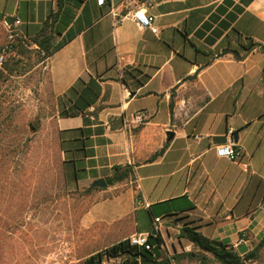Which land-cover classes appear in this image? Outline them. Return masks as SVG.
Returning a JSON list of instances; mask_svg holds the SVG:
<instances>
[{"label": "crops", "instance_id": "0c3cea01", "mask_svg": "<svg viewBox=\"0 0 264 264\" xmlns=\"http://www.w3.org/2000/svg\"><path fill=\"white\" fill-rule=\"evenodd\" d=\"M231 1L83 0L82 30L46 61L66 184L94 188L99 200L82 225L105 224L111 244L153 230L167 241L170 229L189 226L244 255L264 235V53L238 60L224 52L243 55L247 38L264 45V0ZM236 5L243 10L222 30L220 7ZM57 8V0H0V13L22 21L24 39ZM137 8L153 17L152 28L131 19ZM77 107L76 116L64 114ZM139 111L149 115L143 123ZM230 129L240 163L216 154ZM118 165L131 176L92 187Z\"/></svg>", "mask_w": 264, "mask_h": 264}, {"label": "rangeland", "instance_id": "374dc122", "mask_svg": "<svg viewBox=\"0 0 264 264\" xmlns=\"http://www.w3.org/2000/svg\"><path fill=\"white\" fill-rule=\"evenodd\" d=\"M4 41L0 25V47ZM27 49L23 56L7 58L12 73L0 66V264H83L110 246V230L101 223L82 225L84 213L99 197L64 183L47 59L41 60L36 46ZM180 231L170 229L166 257L196 251L189 241L179 240ZM247 264H264V246Z\"/></svg>", "mask_w": 264, "mask_h": 264}, {"label": "trees", "instance_id": "16d2710c", "mask_svg": "<svg viewBox=\"0 0 264 264\" xmlns=\"http://www.w3.org/2000/svg\"><path fill=\"white\" fill-rule=\"evenodd\" d=\"M251 0H242L244 5L248 4ZM83 0H57V10L51 12L47 19L44 21L41 30L38 34L31 39L19 38L16 44L15 55L23 56L28 52L27 45H34L37 47L39 54L43 53L41 57L42 61L48 59L53 53L62 48L67 42L73 39L76 34L82 30L83 21L81 17H76V10L81 6ZM226 6H231V0H224ZM226 7L221 6L219 13L226 14L225 19L221 22V29L227 30L231 22L234 20L236 15L243 10V7L236 5L234 11L227 12ZM84 23L89 24V20L85 19ZM210 24L206 23L204 29H208ZM222 30L214 31L216 37L222 34ZM198 35H203V29L197 31ZM60 37L59 41L55 39ZM6 38V35H5ZM248 44H242L241 47L244 50V54L236 50L226 49L224 52H232L236 59L241 60L245 55L251 52L253 49L258 48L264 53V45L259 44L252 39H248ZM4 44V43H3ZM0 47V51L3 47ZM12 60L8 59L4 62L2 69L10 73L13 72L11 66ZM17 64V61L14 62ZM75 90V87L72 89ZM88 102L87 104H91ZM82 108H78L72 112H65L67 116H76L82 111ZM60 150L62 147L60 144ZM64 161L62 159V171L64 183L66 184L64 174ZM132 174V169L125 165H118L114 168V173L106 178L108 186L114 185L115 183L122 182L129 178ZM94 188L86 189L84 194H91ZM87 212V211H86ZM85 212V213H86ZM185 239L189 241L195 250L192 251H174L171 257L164 255L165 239L161 232H156L155 235L152 232L148 235L150 244L154 245V252L145 250L144 248L131 245L129 238L110 244L103 250H99L95 253L90 254L83 261V264H103L105 260L119 258L118 264H172L178 263L183 260L195 261L199 264H247L248 261H253L257 258L258 251L264 246V235L262 239L256 244V246L244 255L237 253L233 247L224 244L222 242L213 241L201 233L196 231L194 228L189 226H183L179 234V240ZM214 242L220 243L221 246L214 245ZM206 254H210L215 262H211ZM217 262V263H216Z\"/></svg>", "mask_w": 264, "mask_h": 264}, {"label": "built area", "instance_id": "2783aa9c", "mask_svg": "<svg viewBox=\"0 0 264 264\" xmlns=\"http://www.w3.org/2000/svg\"><path fill=\"white\" fill-rule=\"evenodd\" d=\"M99 6H106L108 0H96ZM150 2V1H149ZM117 16L116 14H114ZM131 19L141 28H152L153 17L147 13L144 8H137L133 11ZM117 23L120 19L117 18ZM0 25L5 31V41L0 51V66L4 64L8 57L15 55L16 44L19 38H23L20 32L22 21L15 15L0 13ZM149 118V115L144 111H139L135 115V119L143 123ZM226 143L216 147V154L219 158H226L232 162L240 163L244 157V152L233 137V131L230 129L227 133ZM140 204V199L137 200ZM160 220L156 219L155 224L159 225ZM247 240V234L242 231L239 242ZM131 245L144 248L147 251L154 252L155 246L150 244L148 234H134L129 237Z\"/></svg>", "mask_w": 264, "mask_h": 264}, {"label": "water", "instance_id": "95a60500", "mask_svg": "<svg viewBox=\"0 0 264 264\" xmlns=\"http://www.w3.org/2000/svg\"><path fill=\"white\" fill-rule=\"evenodd\" d=\"M168 135H169V138H172L174 136L172 132H168ZM235 139H237V136L235 137ZM92 187L106 188V187H108V184L106 182V179L99 178V179L95 180L92 183ZM152 234L155 235L156 234V230H153L152 231ZM214 245L221 246V244L220 243H217V242H214Z\"/></svg>", "mask_w": 264, "mask_h": 264}]
</instances>
